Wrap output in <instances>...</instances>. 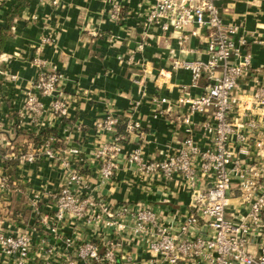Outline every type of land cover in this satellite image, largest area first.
Returning <instances> with one entry per match:
<instances>
[{"label": "crops", "instance_id": "obj_1", "mask_svg": "<svg viewBox=\"0 0 264 264\" xmlns=\"http://www.w3.org/2000/svg\"><path fill=\"white\" fill-rule=\"evenodd\" d=\"M25 2L10 20L9 11L20 2L0 0V32L9 29L0 48V166L16 184L15 191L0 196V228L7 234L28 232L37 244L35 250L46 240L60 252L65 249L64 237L94 239L105 231L101 224L82 223L76 229L69 224L60 226L57 236L43 229L41 217L51 208V199L46 197L62 185L66 169L46 156L22 164L13 153L36 145L44 130L58 137L57 147L79 149L83 164L70 166L76 164L89 189L109 205H153L168 225L177 224L189 212L191 202L182 179L145 173L129 162L128 155L139 150L145 162L161 161L176 151L188 130L201 147L209 145L210 135L202 128L205 117L189 114L187 106L179 105L181 97L200 95L207 80L202 76L193 85L188 70L172 67L176 59H207L202 33L190 35L182 47L175 34L164 33L157 26L145 28L147 9L154 0H60L55 6L38 0ZM115 3L121 7L116 22L109 18ZM221 6L224 22L240 25L236 36L246 40L245 50L252 56V70L235 90L236 96L249 97L264 83V0H221ZM36 59L41 60L39 65ZM51 67L63 77L60 88L69 99L65 117L51 110L52 97L39 95L34 87L43 68ZM28 93L37 94L46 107L37 123L25 111ZM163 97L167 102L159 105L158 99ZM107 115L118 117V126L129 118L141 125L140 135L123 143L118 170L110 183L100 180L94 156L111 137L98 127ZM258 132L264 139V123ZM38 194L42 197L34 211L32 203ZM238 195L236 191L229 208V216L235 219L246 212ZM145 246L136 240L135 246L121 254L123 260L126 255L132 260L120 264H153ZM262 247L264 232L252 239L248 250L257 254ZM29 264H43V260L35 255Z\"/></svg>", "mask_w": 264, "mask_h": 264}, {"label": "built area", "instance_id": "obj_2", "mask_svg": "<svg viewBox=\"0 0 264 264\" xmlns=\"http://www.w3.org/2000/svg\"><path fill=\"white\" fill-rule=\"evenodd\" d=\"M38 1L55 6L60 0ZM120 15V5L113 4L109 18L116 22ZM144 26H157L164 33L175 34L182 47L190 35L202 33L205 38V61L176 59L172 67L188 70L193 85L202 76L207 80L200 95L181 97L179 105L187 106L189 114L205 117L202 128L210 135L209 145L201 147L188 130V137L176 151L161 161L147 163L139 150L128 155L129 162L145 173H161L168 180L180 177L191 194L189 212L184 218L180 216L177 224L168 225L153 205H109L89 189L77 165L70 166L83 164L79 149L57 147L58 137L44 130L36 145L13 153L22 164L46 156L66 169L62 185L46 197L51 199V208L41 217L43 229L57 236L60 226L69 224L76 229L82 223L101 224L105 231L94 239L64 237L65 249L60 252L46 240L35 250L37 244L28 232L7 234L0 228V264H29L35 255L43 264H120L132 260L130 255L123 260L121 254L125 248L135 246L136 240L146 244L153 264H264V247L257 254L248 250L252 239L264 232V139L258 132L264 123V83L249 97L235 95L239 81L252 70L246 40L236 36L240 25L224 22L221 0H154L147 9ZM40 61L36 59L35 63L39 65ZM165 73L160 71L161 76ZM62 80L55 67L43 68L34 87L39 95L52 97L51 110L65 117L69 99L60 88ZM166 102L164 97L158 99L159 105ZM45 110L37 94L28 93L25 111L34 123ZM185 121L190 123L187 118ZM119 122L118 117L107 115L98 123L100 129L111 134L94 154L99 163L98 176L104 182L115 179L123 143L140 135L141 125L132 118L126 120L124 133L117 134ZM15 185L0 166V196L15 191ZM236 191L246 209L238 219L229 216ZM41 197L35 195L34 211H38Z\"/></svg>", "mask_w": 264, "mask_h": 264}, {"label": "trees", "instance_id": "obj_3", "mask_svg": "<svg viewBox=\"0 0 264 264\" xmlns=\"http://www.w3.org/2000/svg\"><path fill=\"white\" fill-rule=\"evenodd\" d=\"M19 5H17L15 7V9L9 11V19L12 20V18L18 13V11L25 5V0H19ZM8 30L7 28L5 29H1V32H0V48L2 47L3 43H4V39L5 37L8 35ZM126 124V123H125ZM123 124V125H125ZM123 125H119L117 126L118 127V130L119 132L117 131V134H123V128L124 126Z\"/></svg>", "mask_w": 264, "mask_h": 264}]
</instances>
